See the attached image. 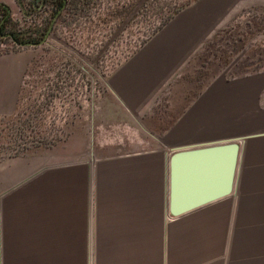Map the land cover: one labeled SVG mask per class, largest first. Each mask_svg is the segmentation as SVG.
<instances>
[{"label": "crops", "instance_id": "0c3cea01", "mask_svg": "<svg viewBox=\"0 0 264 264\" xmlns=\"http://www.w3.org/2000/svg\"><path fill=\"white\" fill-rule=\"evenodd\" d=\"M130 1L120 29L141 22L146 0ZM260 4L192 0L102 77L135 149L0 158V264H264V126H247L264 70L232 77L206 61ZM31 57L28 47L0 50V116L16 110ZM242 136L231 191L171 215L172 149Z\"/></svg>", "mask_w": 264, "mask_h": 264}, {"label": "rangeland", "instance_id": "374dc122", "mask_svg": "<svg viewBox=\"0 0 264 264\" xmlns=\"http://www.w3.org/2000/svg\"><path fill=\"white\" fill-rule=\"evenodd\" d=\"M167 1L142 2L137 17L141 22L132 21L120 29L132 1L125 4L122 0H65L45 40L37 46H20L31 48L32 57L16 110L0 116V158L37 151L51 154V160L66 161L75 159L82 148L91 155L135 149V145L127 143L130 121L112 113L113 104L102 77L155 30L162 15L153 12L152 6ZM5 5L7 21L3 32L10 29L27 39H40L56 13L49 0H18ZM242 22L240 29L230 33L206 58L212 73L233 77L241 72L264 70V4L249 10ZM15 46L10 38L0 34V50L18 48ZM204 72L208 69L201 68V74ZM260 107L264 108V92L257 100H249L250 115L258 109L259 113L253 116L256 123L251 124V120L248 128L264 126V110ZM65 153L72 156L65 157Z\"/></svg>", "mask_w": 264, "mask_h": 264}, {"label": "water", "instance_id": "95a60500", "mask_svg": "<svg viewBox=\"0 0 264 264\" xmlns=\"http://www.w3.org/2000/svg\"><path fill=\"white\" fill-rule=\"evenodd\" d=\"M60 8L64 6L65 0ZM60 8L53 15L44 35L37 41H18L20 46L41 44ZM11 37L10 32L3 33ZM238 138L212 140L211 143L172 149L169 156L168 211L175 215L207 201L229 193L234 180V170L238 155Z\"/></svg>", "mask_w": 264, "mask_h": 264}, {"label": "trees", "instance_id": "16d2710c", "mask_svg": "<svg viewBox=\"0 0 264 264\" xmlns=\"http://www.w3.org/2000/svg\"><path fill=\"white\" fill-rule=\"evenodd\" d=\"M16 2H18V0H15ZM43 1H48V0H43ZM51 3L53 2V13L56 12V10L62 5V0H49ZM192 0H169L167 2H162L161 4H153L152 6V10L153 12H159L161 13V17L159 18V23L157 25L160 26L164 21H166L169 17H171L175 12H177L179 9H181L182 7H184L185 5H187L189 2H191ZM155 3V1H154ZM6 5L4 3H0V19H2V22L0 23V34L6 33V32H10L11 33V37L7 36L10 39H16L18 41H37L36 37H31L29 39L27 38H23L21 36H18L15 32H13L12 30H8V31H4L3 32V27L7 21V18L5 17V10H6ZM156 27V28H157ZM155 28V29H156ZM12 41V40H11ZM14 43V42H13ZM15 44V43H14ZM15 47H20V45H17Z\"/></svg>", "mask_w": 264, "mask_h": 264}, {"label": "flooded vegetation", "instance_id": "af4514ba", "mask_svg": "<svg viewBox=\"0 0 264 264\" xmlns=\"http://www.w3.org/2000/svg\"><path fill=\"white\" fill-rule=\"evenodd\" d=\"M2 22V19H0V23Z\"/></svg>", "mask_w": 264, "mask_h": 264}, {"label": "bare ground", "instance_id": "6f19581e", "mask_svg": "<svg viewBox=\"0 0 264 264\" xmlns=\"http://www.w3.org/2000/svg\"><path fill=\"white\" fill-rule=\"evenodd\" d=\"M243 144V143H242Z\"/></svg>", "mask_w": 264, "mask_h": 264}]
</instances>
